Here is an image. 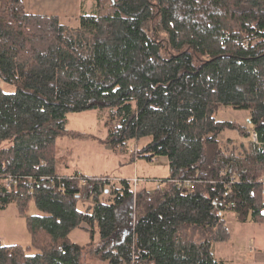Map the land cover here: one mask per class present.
<instances>
[{
  "label": "trees",
  "instance_id": "1",
  "mask_svg": "<svg viewBox=\"0 0 264 264\" xmlns=\"http://www.w3.org/2000/svg\"><path fill=\"white\" fill-rule=\"evenodd\" d=\"M85 6L71 27L0 0V81L15 89L0 91V177L17 178L10 190L0 180V212L16 205L33 237L0 240V264H89V251L104 264H228L215 252L226 214L264 224V0ZM98 109L113 152L168 160L154 190L61 172L69 113ZM224 109L248 112L251 129L217 120ZM227 130L240 139L223 141ZM79 229L89 245L71 240Z\"/></svg>",
  "mask_w": 264,
  "mask_h": 264
},
{
  "label": "rangeland",
  "instance_id": "2",
  "mask_svg": "<svg viewBox=\"0 0 264 264\" xmlns=\"http://www.w3.org/2000/svg\"><path fill=\"white\" fill-rule=\"evenodd\" d=\"M81 1L36 0L35 2L33 0L32 3L37 6L38 12L41 14L59 15L63 19L64 24L77 27V19L81 12ZM85 2V7L90 10L94 0H85ZM29 4L30 6L32 5L31 3ZM252 42L257 43L259 39H255ZM2 88L7 93L15 91L14 87L9 85H2ZM109 113L110 110L106 109L69 113L66 126L67 133L58 140L59 158L62 163L61 172L64 174L80 172L85 177L108 180L112 185H118L121 180L132 182L135 178H139L147 182L149 190H154L160 180L170 176L168 160L166 158H158L151 162L147 159L137 158L132 162L129 155L113 152L106 143L108 129L105 124L108 121ZM216 118L219 121H236L239 125L251 129L249 113L245 111L224 109L217 114ZM221 139L223 141L240 139V134L237 130H227L222 134ZM141 144H139V148ZM144 181L141 183L142 186L139 185L137 189L143 187ZM90 205H92V202L86 201L80 203L79 208L85 210ZM35 211L36 208L32 205L31 213ZM133 215L134 209L127 214V217H131L133 221ZM226 220L230 240L219 244L217 247L223 251V257L226 255L225 258H227L228 264H249V234L254 235L256 232L259 234L258 227L250 226L249 222H239L233 213H227ZM126 235L127 233L125 232L121 236L125 238ZM260 235H262L261 232ZM70 238L73 242L83 246L91 243L90 235L80 229L74 231ZM0 240L5 245H19L22 247L33 245V237L29 231L27 221L25 217L19 215L17 206L14 204L0 212ZM99 243L100 239L97 236L95 238V246L99 245ZM217 254L219 255V253ZM90 256H92L90 251L85 254L88 259L91 258ZM99 263L98 260H95V264Z\"/></svg>",
  "mask_w": 264,
  "mask_h": 264
},
{
  "label": "crops",
  "instance_id": "3",
  "mask_svg": "<svg viewBox=\"0 0 264 264\" xmlns=\"http://www.w3.org/2000/svg\"><path fill=\"white\" fill-rule=\"evenodd\" d=\"M32 2H33V0H29V3L32 4L30 6V4L28 3V0H24L26 8L29 11H31L34 14L37 13V14H40V15H51L50 13L41 14L40 12H38L37 6L34 3H32ZM35 2H36V0H35ZM62 9H64V8H62ZM43 11H46V10H43ZM64 175H72V174H66L65 173ZM249 225L250 226H257L258 227L257 230L259 231V234H257V232L254 235H250L249 234V264H264V224H255V223L249 222ZM83 227L86 228L87 226L83 225ZM83 232L87 233L85 231H83ZM260 232L262 233V235H260ZM218 245L215 246L216 254L219 253V255L217 254V256L220 259H223V260H225L228 263L227 258H225L226 255L224 257L222 256L223 251L217 247ZM98 247H99V245H96V246H94V249H97ZM91 255H92V256H90L91 258L89 257L90 259L85 257V260L87 259L86 262L89 263V264H95V259L93 257V254L91 253ZM99 264H101V263H99Z\"/></svg>",
  "mask_w": 264,
  "mask_h": 264
},
{
  "label": "built area",
  "instance_id": "4",
  "mask_svg": "<svg viewBox=\"0 0 264 264\" xmlns=\"http://www.w3.org/2000/svg\"><path fill=\"white\" fill-rule=\"evenodd\" d=\"M2 85H3V83L0 81V91H1V89H2ZM253 139H254V141L257 143V141H258V137H257V135L256 134H254L253 135ZM135 147H133V149H134ZM133 152H137V150L135 149V150H133ZM2 179V182L5 184V186L7 187V189H11V187H12V185H13V183H16V181H17V178L16 177H14V176H11V175H5V176H3V177H0V180ZM57 178H55L54 180H56ZM57 181L59 182V184L61 185V183H62V181H63V178H58L57 179ZM134 185H135V187H137L138 186V184L140 183V182H142L140 179H138V178H135L134 179ZM83 183H85V180H83ZM259 183L261 184V186H262V195H263V197H264V175H263V177L259 180ZM185 184V183H184ZM192 184V182H189V181H187L186 182V185H188V186H190ZM60 189H62V187H60ZM264 203V202H263ZM262 215L264 216V206H263V210H262Z\"/></svg>",
  "mask_w": 264,
  "mask_h": 264
}]
</instances>
